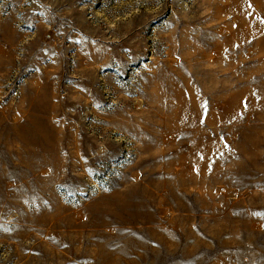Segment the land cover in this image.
I'll list each match as a JSON object with an SVG mask.
<instances>
[{"label": "rangeland", "instance_id": "rangeland-1", "mask_svg": "<svg viewBox=\"0 0 264 264\" xmlns=\"http://www.w3.org/2000/svg\"><path fill=\"white\" fill-rule=\"evenodd\" d=\"M0 264H264V0H0Z\"/></svg>", "mask_w": 264, "mask_h": 264}]
</instances>
